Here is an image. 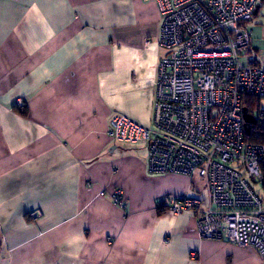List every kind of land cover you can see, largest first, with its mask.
<instances>
[{"label": "crops", "instance_id": "0c3cea01", "mask_svg": "<svg viewBox=\"0 0 264 264\" xmlns=\"http://www.w3.org/2000/svg\"><path fill=\"white\" fill-rule=\"evenodd\" d=\"M159 29L158 0H0V264H264L159 207L194 177L107 134L152 125Z\"/></svg>", "mask_w": 264, "mask_h": 264}, {"label": "built area", "instance_id": "2783aa9c", "mask_svg": "<svg viewBox=\"0 0 264 264\" xmlns=\"http://www.w3.org/2000/svg\"><path fill=\"white\" fill-rule=\"evenodd\" d=\"M260 8L264 0H158L157 44L167 54L157 67L152 125L116 113L107 134L144 143L151 174L202 182V197L163 196L159 207L196 214L201 239L252 247L264 259V198L254 190L262 185L264 143L245 135L248 125L264 124V61L248 26ZM246 96L255 100L247 112L254 123L243 118ZM120 196L111 195L115 203Z\"/></svg>", "mask_w": 264, "mask_h": 264}, {"label": "rangeland", "instance_id": "374dc122", "mask_svg": "<svg viewBox=\"0 0 264 264\" xmlns=\"http://www.w3.org/2000/svg\"><path fill=\"white\" fill-rule=\"evenodd\" d=\"M248 26L251 30L253 47L257 50L255 55L260 61H264V8H260L257 15L254 16ZM194 184L198 192L197 195L200 193L203 196L202 182L196 176L194 177ZM254 190L261 199L264 198V193L259 185H254Z\"/></svg>", "mask_w": 264, "mask_h": 264}, {"label": "trees", "instance_id": "16d2710c", "mask_svg": "<svg viewBox=\"0 0 264 264\" xmlns=\"http://www.w3.org/2000/svg\"><path fill=\"white\" fill-rule=\"evenodd\" d=\"M254 98L250 97V96H246L244 98V109L247 112H252L253 109V103H254ZM258 131L255 130V126L252 125H248L246 127V133L245 135L248 137V139L252 142H261L264 143V124L259 127L257 129ZM261 189L264 193V170H263V174H262V185H261Z\"/></svg>", "mask_w": 264, "mask_h": 264}, {"label": "water", "instance_id": "95a60500", "mask_svg": "<svg viewBox=\"0 0 264 264\" xmlns=\"http://www.w3.org/2000/svg\"><path fill=\"white\" fill-rule=\"evenodd\" d=\"M243 118L246 123H254V119L251 115L247 113V111L243 108Z\"/></svg>", "mask_w": 264, "mask_h": 264}]
</instances>
